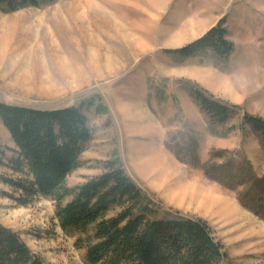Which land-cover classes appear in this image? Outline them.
Wrapping results in <instances>:
<instances>
[{"label": "rangeland", "instance_id": "374dc122", "mask_svg": "<svg viewBox=\"0 0 264 264\" xmlns=\"http://www.w3.org/2000/svg\"><path fill=\"white\" fill-rule=\"evenodd\" d=\"M221 22L234 48L228 59L212 50L168 53ZM196 93L228 107L229 119L213 123ZM0 104L82 108L92 139L69 187L117 162L153 203V220H205L226 264H264V136L246 123V116L264 120V0L0 6ZM0 145V224L46 264H85L77 235L59 226L55 201L22 205V193L5 183L22 175L10 166L15 144L1 119Z\"/></svg>", "mask_w": 264, "mask_h": 264}, {"label": "trees", "instance_id": "16d2710c", "mask_svg": "<svg viewBox=\"0 0 264 264\" xmlns=\"http://www.w3.org/2000/svg\"><path fill=\"white\" fill-rule=\"evenodd\" d=\"M49 2L0 0V6L14 12ZM223 25L186 48L168 53L188 57L212 50L218 58L228 59L234 48ZM195 98L213 123L229 119L228 107L201 93ZM0 119L15 144L10 166L22 175L5 183L22 193L18 200L22 205L40 197L55 201L59 226L77 235L76 245L86 250L85 264H226L228 255L208 222L185 217L153 220L149 217L153 203L117 162H107L105 174L82 186H68V177L81 166L92 139L82 108L41 111L0 104ZM246 123L264 136V120L246 116ZM5 156L0 145V167L6 165ZM70 197L71 202L65 204ZM0 264L46 263L18 233L0 224Z\"/></svg>", "mask_w": 264, "mask_h": 264}, {"label": "bare ground", "instance_id": "6f19581e", "mask_svg": "<svg viewBox=\"0 0 264 264\" xmlns=\"http://www.w3.org/2000/svg\"><path fill=\"white\" fill-rule=\"evenodd\" d=\"M39 23H41V22H39ZM85 23H86V22H85ZM86 26H87V25H86ZM118 27H119V26H118ZM85 29H86V28H85ZM118 29H119V28H118ZM118 29H117V30H118ZM122 29H123V28H122ZM118 31H119V30H118ZM118 31H117V32H118ZM120 31H121V29H120ZM120 31H119V32H120ZM123 31H124V30H123ZM85 32H86V31H85ZM30 33H31V32H30ZM86 33H87V32H86ZM123 34H124V33H123ZM86 35H87V34H86ZM128 35H129V34H128ZM125 36H126V35H125ZM90 37H91V36H90ZM96 37H97V36H96ZM85 38H86V37H85ZM87 40L89 41V39H87ZM90 43H91V42H90ZM99 44H100V43H99ZM93 45H94V44H93ZM102 45H103V44H102ZM103 46H104V45H103ZM103 46H102V47H103ZM153 172H154V171H153ZM239 215L242 216L243 213H239Z\"/></svg>", "mask_w": 264, "mask_h": 264}]
</instances>
